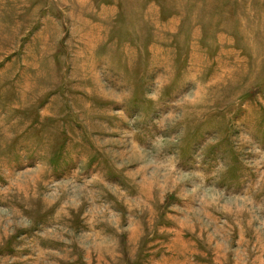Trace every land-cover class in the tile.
Wrapping results in <instances>:
<instances>
[{"label": "rangeland", "instance_id": "obj_1", "mask_svg": "<svg viewBox=\"0 0 264 264\" xmlns=\"http://www.w3.org/2000/svg\"><path fill=\"white\" fill-rule=\"evenodd\" d=\"M0 264H264V0H0Z\"/></svg>", "mask_w": 264, "mask_h": 264}]
</instances>
